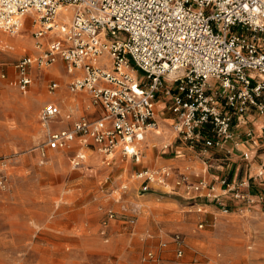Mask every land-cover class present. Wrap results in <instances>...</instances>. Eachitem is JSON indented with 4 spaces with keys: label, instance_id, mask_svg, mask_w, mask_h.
<instances>
[{
    "label": "built area",
    "instance_id": "1",
    "mask_svg": "<svg viewBox=\"0 0 264 264\" xmlns=\"http://www.w3.org/2000/svg\"><path fill=\"white\" fill-rule=\"evenodd\" d=\"M29 14L39 52L16 61L13 82L26 89L34 65L63 61L70 91L89 92L92 104L104 109L89 119L77 116L76 107L63 111L57 103L45 104L40 120L50 149L77 141L107 156L120 151L140 161L139 144L159 127L160 95L169 96L166 109L178 136L203 151L231 154L240 143L235 125L245 124L244 136L251 139L246 116H264V0H0V29L17 33ZM51 30L56 38L46 35ZM0 76L9 74L0 68ZM58 86L55 81L50 89ZM74 118L71 127L57 128ZM84 159L80 151L74 162ZM170 174L166 167L147 168L136 177L148 191L151 183L165 185ZM182 182L222 204L214 182ZM221 184L224 192L250 201L226 177ZM222 209L229 212L226 205ZM148 257L154 258L151 252Z\"/></svg>",
    "mask_w": 264,
    "mask_h": 264
},
{
    "label": "rangeland",
    "instance_id": "2",
    "mask_svg": "<svg viewBox=\"0 0 264 264\" xmlns=\"http://www.w3.org/2000/svg\"><path fill=\"white\" fill-rule=\"evenodd\" d=\"M36 28L29 19L15 34L0 29V68L9 74L0 76V264H264V220L245 210L254 201L213 213L198 209L199 203L214 204L213 198L198 196L194 202L189 196L196 191L186 183L185 190L193 192L186 196L169 182L142 191L139 170L166 167L172 175L161 156L190 146L174 129L173 114L161 110L164 103L158 121L170 139L160 147L142 144L141 162L90 146L76 165L82 147L77 141L48 148L40 111L57 98L66 108L75 94L68 80L56 76V63L34 65L26 89L13 82L16 61L36 53ZM56 31L46 35L56 38ZM23 34L29 45L13 43ZM55 81L59 87L53 91ZM177 235L181 244L174 241Z\"/></svg>",
    "mask_w": 264,
    "mask_h": 264
},
{
    "label": "crops",
    "instance_id": "3",
    "mask_svg": "<svg viewBox=\"0 0 264 264\" xmlns=\"http://www.w3.org/2000/svg\"><path fill=\"white\" fill-rule=\"evenodd\" d=\"M29 19H32V23L34 24L33 16L31 17V14H29L25 17L26 21L24 22V25H26ZM35 50L36 53L39 52L38 49ZM56 64L57 65L54 69L55 74H57L56 76L62 79L65 78L69 81L71 75L67 72L64 74V71H66L65 63L59 61ZM67 89L70 93L75 94V97L66 108L64 107L62 100L59 98L50 102L57 103L63 111L68 110L70 107H76L77 116L84 115L89 119H96L104 114V109L101 106L92 104L89 92L84 90L71 92L68 86ZM79 92H81V94H78ZM159 98H162L163 100H158L157 102L156 110L158 114L161 110L164 114L170 113L166 109L169 96L160 95ZM161 102L164 103V107L159 110L158 106H160ZM165 119H170V117H166ZM74 120L75 118L72 120H62L57 125V128L71 127ZM246 120L248 121V124L253 127L254 136L251 139H246L244 136L246 125H240L237 123V125H235V136L240 140V143L233 146L232 153L229 155L214 148L205 151L200 149V152L195 153L190 146L179 145L175 148V152L174 150H171V155H162L161 162L168 164L171 168L172 175H170L168 182L171 183L173 187L178 188V193L182 192L183 195L193 193L192 191L188 192L187 189L185 190L184 182L179 183L181 178H186L189 181L194 182L206 179L209 182L215 183L217 192L221 193L223 205H238L240 202H243L242 200L247 202L248 200L246 199L234 197L232 192H224L221 179L226 177L238 190L245 192L250 201L255 202L250 208L245 207V210L250 211L252 215H258L260 219L264 220V116L255 111L248 114ZM170 135L171 134L167 128L159 127L158 131L148 133L145 141L139 144V148L142 144L145 146L154 144V146L157 145L160 147L169 141ZM83 150L84 148L81 147L80 151ZM118 153L121 152L117 151L115 154ZM246 153H248V157L245 156ZM131 159L136 163L141 162V159L140 161H136L134 158ZM144 169L146 168L144 167ZM153 185H157V183H151V189H153ZM189 198L194 199L193 201L196 202V199L199 198L198 193L196 192L195 194L190 195ZM173 201L174 203H179L181 199L174 198ZM213 203L214 204L211 202L199 203L200 206L198 209L201 211L203 207H206L207 210L213 213H217V211H220L219 209H221V211L223 210V205L221 203L214 199Z\"/></svg>",
    "mask_w": 264,
    "mask_h": 264
},
{
    "label": "bare ground",
    "instance_id": "4",
    "mask_svg": "<svg viewBox=\"0 0 264 264\" xmlns=\"http://www.w3.org/2000/svg\"><path fill=\"white\" fill-rule=\"evenodd\" d=\"M26 21V20H25ZM25 26V25H24ZM24 29V28H23ZM1 32V31H0ZM13 43H20L21 45H29L30 39L27 34H23L19 37V39H16ZM87 158V157H86Z\"/></svg>",
    "mask_w": 264,
    "mask_h": 264
}]
</instances>
